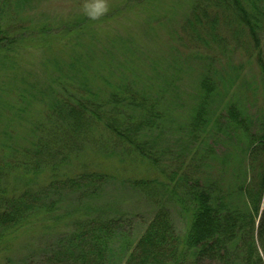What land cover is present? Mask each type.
Masks as SVG:
<instances>
[{
  "label": "trees",
  "instance_id": "1",
  "mask_svg": "<svg viewBox=\"0 0 264 264\" xmlns=\"http://www.w3.org/2000/svg\"><path fill=\"white\" fill-rule=\"evenodd\" d=\"M31 2L0 0V59L16 57L26 41L47 49L61 39L46 26L22 25L10 33L7 25L14 26ZM81 22H60V28L67 36L85 32ZM180 30L177 41L217 56L228 48L243 53L258 75L250 82L240 64L226 82L207 66L187 115L173 114V104L183 101L171 78L148 77L146 87L126 79L98 86L85 76L87 68L79 69L82 54L65 67L44 65L58 74L48 75L47 85L29 82L20 90L7 119L12 136L0 133V253H10L5 264L16 263L11 243L25 233L37 238L40 230L46 248L16 264H264V0H192ZM173 131L187 140L179 141L187 149L177 155L167 141ZM92 140L104 158L128 153L129 162H141L133 165L153 170L164 158L176 164L171 172L165 167L162 179L128 182L158 201L150 220L124 216L102 201L120 175L81 163V150ZM169 199L185 223L183 234Z\"/></svg>",
  "mask_w": 264,
  "mask_h": 264
},
{
  "label": "rangeland",
  "instance_id": "2",
  "mask_svg": "<svg viewBox=\"0 0 264 264\" xmlns=\"http://www.w3.org/2000/svg\"><path fill=\"white\" fill-rule=\"evenodd\" d=\"M31 1L26 8V14L22 15L18 21L16 20L14 26L12 22L7 25L10 33L12 29L15 31L16 27L20 28L22 25L36 28L46 26L54 28L51 32L59 35L61 39L55 40L52 48L45 49L38 45L39 42L35 40L38 36H35L32 38L34 42L26 41L18 46L20 53L16 57L12 58L10 54L9 59H0V112L3 113L0 121L1 134L8 131L12 136V122L7 119L12 118L14 113L12 110L17 108V96L20 90L26 89L29 82L47 85L49 83L47 76L58 74L54 70L44 68V65L54 68V62H62V66L65 67L80 54L83 55L81 57L83 66L79 69L87 68L88 73L85 76L87 75L88 79L98 86L105 82L118 84L126 79L139 87H146L148 77L171 78L173 81L170 84L173 91L177 92L183 101V103L173 104V114L187 115L189 106L192 104L191 98L196 91V82L199 76L207 72L209 68L207 66H210L213 71L214 69L221 71L222 78L226 82L238 74L236 67L240 64L245 66L244 74L241 75L247 77L250 82L258 75L253 62L248 63L246 55L241 52L233 53L232 49L228 48L226 55L217 56L216 53L207 52L204 48L198 49L199 46L186 40H176L184 35L180 29L185 17L189 14L192 0ZM118 8H126V11L119 12ZM88 15H91V19L85 22ZM78 19H82L80 28L85 29V32L67 36L60 28V22L72 24ZM43 41L46 40L43 39ZM64 41H67L66 47L61 46ZM100 66H104L105 69L100 70ZM77 75L84 77L82 73ZM256 97V95L252 96V103L256 102ZM38 112L42 116L40 108ZM36 120L38 118L33 117V121ZM17 131L21 135L25 133L24 128H19ZM167 137L169 146H175L177 150L175 155L178 151L187 149L179 142L180 140L187 142L183 134H174L173 131L167 134ZM81 151H84L80 155V157L84 155L81 157V163H86L88 166L94 165L93 167L100 166L101 169L106 171L108 169L120 175L119 182L112 183L102 198L106 205L112 206L116 212L123 213L124 216H137L147 221L153 217L158 201L153 204L154 200L128 182L136 177L151 175L162 179L161 174L165 167L167 166L168 172H171L176 164L165 161L164 158L161 166L153 170L147 165H133L141 162L135 160L129 162L130 157L126 156L128 153L122 154L120 159L104 158L101 153L98 154L99 149L93 140L87 142ZM189 154L185 153L187 161L191 158ZM121 160L125 163L120 162ZM71 202L72 200L68 201L67 206ZM167 205L179 233L183 234L185 223L179 216L173 200H167ZM35 229L39 230V226ZM40 232L37 238L23 236L28 234L25 233L20 235L23 237L19 236L20 238L11 243L14 245L12 252H14L13 258L16 259V263L30 252L46 248L47 242L42 239V230ZM140 233L141 226L138 227L136 235ZM29 243L35 246L30 247V244L26 247ZM8 254L10 253H0V264L6 263Z\"/></svg>",
  "mask_w": 264,
  "mask_h": 264
}]
</instances>
